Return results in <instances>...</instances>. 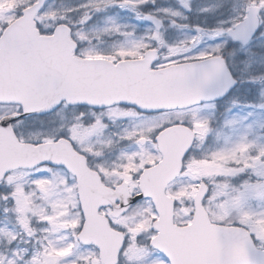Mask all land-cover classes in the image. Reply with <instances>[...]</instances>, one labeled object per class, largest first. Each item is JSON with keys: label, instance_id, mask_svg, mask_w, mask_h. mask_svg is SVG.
<instances>
[{"label": "snow or ice", "instance_id": "1", "mask_svg": "<svg viewBox=\"0 0 264 264\" xmlns=\"http://www.w3.org/2000/svg\"><path fill=\"white\" fill-rule=\"evenodd\" d=\"M0 264H264V0H0Z\"/></svg>", "mask_w": 264, "mask_h": 264}]
</instances>
